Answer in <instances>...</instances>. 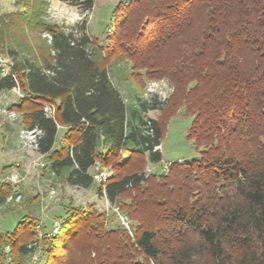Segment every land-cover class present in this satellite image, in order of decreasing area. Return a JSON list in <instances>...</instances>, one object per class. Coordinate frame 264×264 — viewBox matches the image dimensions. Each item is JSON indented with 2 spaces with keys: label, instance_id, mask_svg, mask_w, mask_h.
I'll list each match as a JSON object with an SVG mask.
<instances>
[{
  "label": "trees",
  "instance_id": "1",
  "mask_svg": "<svg viewBox=\"0 0 264 264\" xmlns=\"http://www.w3.org/2000/svg\"><path fill=\"white\" fill-rule=\"evenodd\" d=\"M63 1L82 11L94 3ZM17 2L24 10L10 14L12 26L37 47L5 49L12 63L0 91L21 93L11 108L38 130L49 173L94 186L134 222L129 232L93 205L69 208L57 234L42 238L41 264H264V0H121L103 39L49 20L46 0ZM119 62L142 83L166 79L172 92L125 100L111 71ZM180 109L199 157L147 174ZM97 161L111 169L99 184L89 172ZM11 188L0 183V205L12 202ZM35 226L25 213L0 230V264H26Z\"/></svg>",
  "mask_w": 264,
  "mask_h": 264
},
{
  "label": "rangeland",
  "instance_id": "2",
  "mask_svg": "<svg viewBox=\"0 0 264 264\" xmlns=\"http://www.w3.org/2000/svg\"><path fill=\"white\" fill-rule=\"evenodd\" d=\"M93 1V8L90 11H82L78 5H72L67 1L46 0L47 17L67 31H79L84 25L88 34L103 39L114 6L121 0ZM23 10L24 6L17 0H0V58L6 60L5 65L0 63V74L8 72L12 63V59L5 52L6 48L13 45H24L28 42L33 49L37 47L35 41L30 39L26 28L20 27L19 24L12 26L10 21L12 19H10V14ZM42 37L47 40L48 35L42 32ZM35 53L38 55L37 51ZM130 67V62H119L111 70L113 75L120 71V77H115L114 84L125 100L137 92L144 98L156 94L161 99L172 92L173 86L166 79H145L142 83L138 78L131 76ZM20 97L21 93L17 87L9 92L0 93V167L9 165L0 168V183H8L12 187V192L16 191L21 194L18 202L12 201L9 204L0 205V230L12 229L16 221L25 213H30L35 217V237L40 239L36 252L38 259L34 261L31 255L26 264H41L43 260L42 238L53 228L55 220L60 229L61 220L66 215L67 209H87L93 205L94 208L105 213L108 225H121L122 227L124 226L120 223L118 213L121 215H126V213L119 208L117 203L111 204L104 196H98L94 186L90 188L71 186L47 171L46 156H40L30 145L29 134L23 132V129L27 127L22 121V114L11 108V105L16 104ZM158 115V110L148 112L150 117ZM190 122L191 117L185 115L182 109L170 119L167 132L160 144L162 160L156 164L148 162L145 167L147 174L167 172L165 165L169 161H189L199 157L200 149L196 148L192 141L186 139ZM101 170L108 175L111 173L110 167L99 161L89 169V172L93 174ZM15 173L18 175V181L9 182L6 177ZM128 222L129 230H133L134 222L129 217ZM5 252L8 253L6 250ZM7 257L9 260L8 255Z\"/></svg>",
  "mask_w": 264,
  "mask_h": 264
},
{
  "label": "built area",
  "instance_id": "3",
  "mask_svg": "<svg viewBox=\"0 0 264 264\" xmlns=\"http://www.w3.org/2000/svg\"><path fill=\"white\" fill-rule=\"evenodd\" d=\"M6 61V60H5ZM4 61V59L0 58V63H4V65L6 64V62ZM9 66V65H8ZM10 68V66H9ZM7 73V72H5ZM45 112L48 114V115H52L53 114V110H54V106L52 104H47L44 108ZM15 113V112H13ZM18 115V114H17ZM23 132H26L29 134L30 136V145L33 146L35 149L37 147V142H36V135L38 133V130L36 129H29V128H25L23 129ZM170 163L167 162L166 165H165V170L167 171L168 170V164ZM97 164V162H95L94 166ZM93 179L99 183H103L106 181V179L108 178V174H106V172H103L102 170L101 171H98V172H95L93 174H91ZM6 179L9 180V182H17L18 181V175L15 173V174H10L9 176L6 177ZM53 192V191H52ZM14 196V197H13ZM21 198V194L18 193V192H15L14 195H9L7 197V201H16L18 202ZM106 199V198H105ZM106 201H108L106 199ZM109 202V201H108ZM110 203V202H109ZM117 211V210H116ZM118 216H119V219H120V223L125 227V229H127L129 232V222H128V217L127 215H121L118 213ZM58 229H59V224L58 222L55 220L54 223H53V228H51L48 232V235L49 236H53L55 234H57L58 232ZM5 250L8 251L9 250V247L6 246L5 247ZM37 250L32 254V258L34 259V261H36L38 259V256L36 255L37 253Z\"/></svg>",
  "mask_w": 264,
  "mask_h": 264
},
{
  "label": "crops",
  "instance_id": "4",
  "mask_svg": "<svg viewBox=\"0 0 264 264\" xmlns=\"http://www.w3.org/2000/svg\"><path fill=\"white\" fill-rule=\"evenodd\" d=\"M117 88V87H116ZM118 89V88H117ZM9 92L10 90H3V91H0V93H3V92ZM119 91V90H118ZM120 92V91H119ZM17 103V102H16ZM65 131V128L64 127H59L58 128V137L63 133ZM9 144H11V142L9 143ZM9 148H10V145H9ZM38 154H40V153H38ZM40 156H44L43 154H40ZM26 159L28 160V157H26ZM26 164V163H25ZM5 166H9V165H2L0 168H2V167H5ZM25 186V185H24ZM72 186V185H71ZM24 188H26V187H24ZM25 190V189H24ZM37 214V213H36Z\"/></svg>",
  "mask_w": 264,
  "mask_h": 264
}]
</instances>
